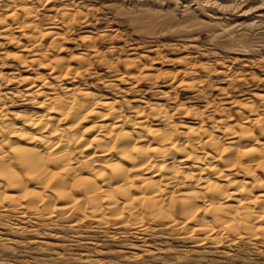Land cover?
Here are the masks:
<instances>
[{
    "label": "rangeland",
    "instance_id": "1",
    "mask_svg": "<svg viewBox=\"0 0 264 264\" xmlns=\"http://www.w3.org/2000/svg\"><path fill=\"white\" fill-rule=\"evenodd\" d=\"M67 64L81 67L82 78L53 81ZM43 79L52 88L45 91L75 86L115 103L135 135V112L153 119L161 107L179 129L210 127L229 147L232 140L220 133L224 123L239 130L253 108L264 118V0H0V95L10 118L46 112L41 96L23 91ZM242 125L251 140L242 138L240 149L261 148L264 129ZM207 147L203 153L212 152ZM224 169L231 176L239 168ZM50 204L40 210L50 211ZM60 212L29 219L0 209V264H264L260 234L223 242L206 236L219 238L211 243L161 221L136 234L113 217L98 224Z\"/></svg>",
    "mask_w": 264,
    "mask_h": 264
},
{
    "label": "bare ground",
    "instance_id": "2",
    "mask_svg": "<svg viewBox=\"0 0 264 264\" xmlns=\"http://www.w3.org/2000/svg\"><path fill=\"white\" fill-rule=\"evenodd\" d=\"M52 34L55 38L59 33ZM27 51L43 54L39 48ZM63 68L59 75L51 71L53 81L63 80L64 74L76 76L82 69L68 64ZM49 81L32 80L23 90L42 97L44 113L10 118L0 95V209L29 219L49 218L58 209L98 224L115 220L136 234L147 233L150 222L161 221L160 226L182 234L189 230L205 241L206 236L220 238L211 243L264 236V172L257 176L252 164L264 171V145L240 149L237 144L242 138L251 140L242 124L264 129V118L254 108L239 130L224 123L220 133L232 141L222 148L220 135L212 134L210 127L181 130L161 107L153 119L141 109L135 112V135L115 103L75 86L60 87V93L45 91ZM207 146L213 148L211 154L202 152ZM235 146L239 148L233 153ZM235 167L239 169L232 177L225 174L224 168ZM45 204L52 205L50 211L40 210Z\"/></svg>",
    "mask_w": 264,
    "mask_h": 264
}]
</instances>
